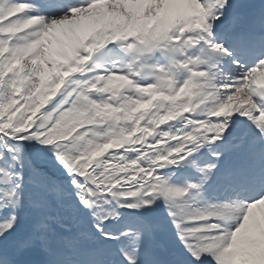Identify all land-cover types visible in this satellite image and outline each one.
<instances>
[{"label":"snow or ice","instance_id":"obj_1","mask_svg":"<svg viewBox=\"0 0 264 264\" xmlns=\"http://www.w3.org/2000/svg\"><path fill=\"white\" fill-rule=\"evenodd\" d=\"M0 264H264V0H0Z\"/></svg>","mask_w":264,"mask_h":264}]
</instances>
